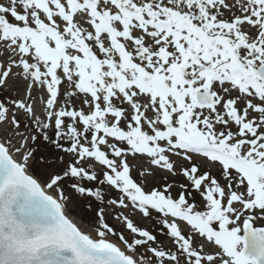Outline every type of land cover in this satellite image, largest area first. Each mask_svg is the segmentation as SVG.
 <instances>
[{"label":"snow or ice","instance_id":"snow-or-ice-1","mask_svg":"<svg viewBox=\"0 0 264 264\" xmlns=\"http://www.w3.org/2000/svg\"><path fill=\"white\" fill-rule=\"evenodd\" d=\"M0 264H264V0H0Z\"/></svg>","mask_w":264,"mask_h":264}]
</instances>
